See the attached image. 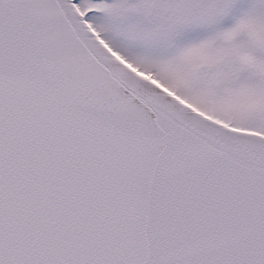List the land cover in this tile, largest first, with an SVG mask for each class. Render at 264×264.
Returning a JSON list of instances; mask_svg holds the SVG:
<instances>
[{
  "label": "snow or ice",
  "instance_id": "6c2138e0",
  "mask_svg": "<svg viewBox=\"0 0 264 264\" xmlns=\"http://www.w3.org/2000/svg\"><path fill=\"white\" fill-rule=\"evenodd\" d=\"M0 264H264V0H0Z\"/></svg>",
  "mask_w": 264,
  "mask_h": 264
}]
</instances>
